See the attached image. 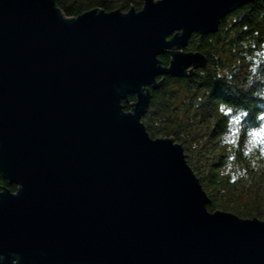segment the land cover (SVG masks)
<instances>
[{"label":"water","instance_id":"1","mask_svg":"<svg viewBox=\"0 0 264 264\" xmlns=\"http://www.w3.org/2000/svg\"><path fill=\"white\" fill-rule=\"evenodd\" d=\"M253 1L0 0V264H264V221L208 212L182 146L142 123L150 90L206 66L191 39Z\"/></svg>","mask_w":264,"mask_h":264},{"label":"trees","instance_id":"2","mask_svg":"<svg viewBox=\"0 0 264 264\" xmlns=\"http://www.w3.org/2000/svg\"><path fill=\"white\" fill-rule=\"evenodd\" d=\"M67 18L89 10H141L144 0H54ZM206 58L189 78H165L142 119L152 139L172 138L209 198L207 211L264 221V0L236 9L186 48ZM167 67L168 55L160 56ZM135 100L129 97L124 111ZM232 111V116L226 115ZM246 114V115H245ZM242 119V123L237 121ZM0 187L15 192L0 176Z\"/></svg>","mask_w":264,"mask_h":264},{"label":"snow or ice","instance_id":"3","mask_svg":"<svg viewBox=\"0 0 264 264\" xmlns=\"http://www.w3.org/2000/svg\"><path fill=\"white\" fill-rule=\"evenodd\" d=\"M226 115L232 116V111L231 110H226ZM259 119L261 121H264V116L259 117ZM237 122L238 123H242L243 121H242V119H239ZM252 135L255 136V137H259V138L262 139V141H264V128H261L260 131L252 133Z\"/></svg>","mask_w":264,"mask_h":264},{"label":"rangeland","instance_id":"4","mask_svg":"<svg viewBox=\"0 0 264 264\" xmlns=\"http://www.w3.org/2000/svg\"><path fill=\"white\" fill-rule=\"evenodd\" d=\"M122 12H123V13H126L127 11H123V10H122Z\"/></svg>","mask_w":264,"mask_h":264}]
</instances>
